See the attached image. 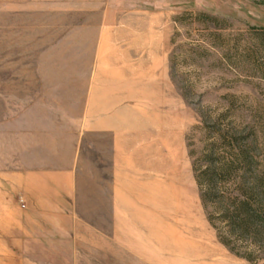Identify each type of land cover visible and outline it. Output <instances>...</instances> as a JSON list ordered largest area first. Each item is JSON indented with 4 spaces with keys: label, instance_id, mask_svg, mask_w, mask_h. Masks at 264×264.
<instances>
[{
    "label": "crops",
    "instance_id": "obj_1",
    "mask_svg": "<svg viewBox=\"0 0 264 264\" xmlns=\"http://www.w3.org/2000/svg\"><path fill=\"white\" fill-rule=\"evenodd\" d=\"M61 19L25 28L36 89L21 77L23 89L0 91V126L19 148L12 188L24 194L29 210L66 212L75 226L79 220L70 213L81 204L100 211L116 254L138 264H244L205 217L195 179L189 188L182 184L187 156L184 130L172 116L164 13L100 12L91 42L86 27L84 41H77L74 9ZM45 35L59 37L46 43ZM92 152L105 158L109 179H102L104 162Z\"/></svg>",
    "mask_w": 264,
    "mask_h": 264
},
{
    "label": "rangeland",
    "instance_id": "obj_2",
    "mask_svg": "<svg viewBox=\"0 0 264 264\" xmlns=\"http://www.w3.org/2000/svg\"><path fill=\"white\" fill-rule=\"evenodd\" d=\"M71 8L80 42L84 27L87 42L96 38L89 33L98 25L100 12L164 13L166 31L170 28L172 116L184 130L182 148L187 156L186 172L181 160L182 184L189 188L195 179L196 201L203 203L201 193L208 181L204 171L209 165H229L227 176L215 185V201L209 200L206 207L203 203L205 217L213 219L216 227L208 219L213 229L227 238L234 252L246 256L236 255L219 239L244 264H264V189L261 184L252 187L255 176L264 182V0H0V91L23 89L21 77L33 80L26 86L36 89L34 63L25 51V28L36 21L46 26L54 19L61 22ZM43 37L48 43L59 36ZM9 133L0 126V264H138L125 252L117 257L109 223L100 219V211L83 210L81 204L70 213L79 220L75 226L66 212L27 208L24 194L13 189L18 184L11 176L17 174L18 181L19 148L11 146ZM78 152L81 165L83 146ZM92 155L102 158L98 173L109 179L103 155ZM197 175L204 182L201 188ZM247 192L260 197V203ZM244 199L259 210L261 221L247 224L243 233L244 225L229 226L219 215L223 207L231 210L232 203Z\"/></svg>",
    "mask_w": 264,
    "mask_h": 264
},
{
    "label": "trees",
    "instance_id": "obj_3",
    "mask_svg": "<svg viewBox=\"0 0 264 264\" xmlns=\"http://www.w3.org/2000/svg\"><path fill=\"white\" fill-rule=\"evenodd\" d=\"M242 159L244 160L245 165L247 167H250V165H249L250 160H248L249 158L244 152L242 154ZM229 167L230 166L227 165L226 163H223V164L221 163L219 166L209 165L208 168L206 169V171H204V176L208 180L207 182H205V187L207 188L206 191L201 193V197H202V200H203L205 207L207 206L209 200L215 201V199L217 198V193H216L217 190H216L215 185L220 180L221 177L224 178V176H227V174L229 173V170H230ZM233 169H234L233 165L231 164V176H232ZM195 177H196L198 187L201 188L202 184H204L203 180L198 175ZM245 181L246 180L244 177L243 182H245ZM260 184L262 185L261 187H263V189H264L263 178L255 176L252 187L255 188L257 186H260ZM257 194L259 197V192H257ZM247 195L250 199L254 200L256 203H260V197L257 200L256 198L253 197L254 194H251V193L248 194V192H247ZM232 205H233L232 206L233 209L230 207L231 210H228V208L223 207V209L220 210L221 214L219 215L220 219L223 221H226V223H228L229 226L231 225L234 227L237 225H239V226L244 225L245 227L242 231L244 233L247 230V228H246L247 224H249L255 220L261 221L259 210L251 207V203L248 201V199L240 200L237 203H232ZM208 219L215 226V224L213 223V219L211 217H209ZM218 237L232 252H234V249L232 246H230L227 238H224L220 234H218ZM234 253L240 257H244V256L239 255L236 252H234ZM244 258H246V256Z\"/></svg>",
    "mask_w": 264,
    "mask_h": 264
}]
</instances>
